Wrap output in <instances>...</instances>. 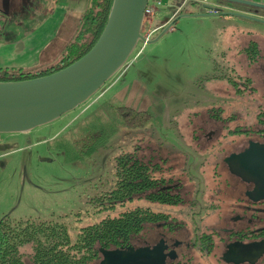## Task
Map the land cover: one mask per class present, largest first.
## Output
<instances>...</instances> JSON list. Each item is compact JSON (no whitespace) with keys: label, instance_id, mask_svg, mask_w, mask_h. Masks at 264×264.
I'll use <instances>...</instances> for the list:
<instances>
[{"label":"rangeland","instance_id":"374dc122","mask_svg":"<svg viewBox=\"0 0 264 264\" xmlns=\"http://www.w3.org/2000/svg\"><path fill=\"white\" fill-rule=\"evenodd\" d=\"M33 1L14 2L20 9L15 8L8 26L14 23L18 34L28 35L29 26L41 20L35 18V5L40 0ZM52 1L47 3L50 8ZM45 2H40L43 18L47 15ZM179 8L181 15L188 17L176 21L152 44L139 41L125 65L86 103L28 132L0 134V219L61 221L76 231L113 216L101 211L105 207L103 193L112 186L109 180L117 158L135 152L144 161L162 162L168 158L177 164L188 178H183L182 196L186 201L194 195L196 187L191 185L197 181L200 191L208 194L205 179L210 180L211 174L204 170L205 162L209 163L208 156L217 148L210 133L225 126L215 123L212 115L218 109L223 119L243 116L246 110L253 115L262 103L259 98L264 99V24L237 17L206 16L201 6L166 0L151 25L160 26ZM78 18H69L59 26L55 41L46 45L45 54L34 68L46 69L61 59L65 47L79 32ZM147 27L143 24L142 36ZM252 44L263 59L249 65L243 51ZM237 75L247 77L256 93L243 99L236 97L230 81ZM251 99L258 100L256 108L255 103L250 106ZM118 104L148 112L150 122L140 129L124 128L114 114ZM244 120L238 125L249 127V119ZM96 123L102 125L100 132L93 128L84 131ZM228 125L232 127L234 122ZM85 135L86 144L82 141ZM205 198L201 195L200 201L204 203ZM152 204L142 200L133 206L164 210ZM176 209L171 212L185 211ZM180 217L193 225L191 217ZM133 244L137 248L118 255L124 258L136 254L138 245ZM25 250L28 247L22 252ZM101 255L96 264H107L104 251ZM152 256L164 259L160 253Z\"/></svg>","mask_w":264,"mask_h":264},{"label":"flooded vegetation","instance_id":"af4514ba","mask_svg":"<svg viewBox=\"0 0 264 264\" xmlns=\"http://www.w3.org/2000/svg\"><path fill=\"white\" fill-rule=\"evenodd\" d=\"M14 2L16 0H0L1 27L9 23ZM246 50L248 48L243 55L249 65L263 59L258 48L255 59ZM248 80L237 75L230 81L236 97L243 99L256 93ZM259 99L264 103V99ZM251 101L250 106L255 103L256 108L258 100ZM259 105L261 103L253 115L246 110L243 116L223 119L219 115L220 109L212 115L215 123L225 126L210 133L217 148L208 156L209 163L205 162L207 169L204 170L211 174L210 180L205 179L207 195L200 191V181H197L191 185L196 187L194 195L186 201L182 190L183 181L188 178L183 176L182 169L168 158L162 162L147 161L167 167L168 178L152 190L154 199L151 202L164 210H152L156 221L146 224L130 244L105 250L107 264H132L137 259L142 264L141 258L149 259L144 264H264V111L258 108ZM244 119L251 123L249 127L241 128L238 122ZM231 122H234L233 129L228 125ZM175 165L177 169H174ZM186 182L190 184V181ZM201 195L207 197L204 203L200 201ZM175 208H185V211L174 214L171 211ZM188 210H191L190 214ZM179 214L191 217L193 225ZM135 242L138 245L136 254L124 258L118 255L137 248ZM154 253H160L164 261L152 260Z\"/></svg>","mask_w":264,"mask_h":264},{"label":"trees","instance_id":"16d2710c","mask_svg":"<svg viewBox=\"0 0 264 264\" xmlns=\"http://www.w3.org/2000/svg\"><path fill=\"white\" fill-rule=\"evenodd\" d=\"M112 2L113 0H89L86 12L79 19V32L65 47L58 62L46 69H0V83L41 78L58 72L83 57L102 33ZM146 25L149 26V23ZM246 52L251 53L255 59L257 46L252 44ZM252 91L255 92V89ZM114 107L115 117L124 128L140 129L150 122L151 114L148 112L136 111L123 104ZM258 108L264 111V103ZM90 128L100 132L102 125L96 123L84 131L88 132ZM87 138L85 135L82 139L84 144L87 143ZM167 178L165 164L144 161L136 152L121 155L116 160L109 180L112 186L107 187L103 193L105 207L101 211H108L113 216L108 215L100 222L76 231L61 221L0 219V264H96L101 257L100 251L127 246L146 224L156 221L149 206L134 207L133 203L142 200L153 202L152 190L164 184L163 180ZM25 247L28 250L22 252Z\"/></svg>","mask_w":264,"mask_h":264},{"label":"water","instance_id":"95a60500","mask_svg":"<svg viewBox=\"0 0 264 264\" xmlns=\"http://www.w3.org/2000/svg\"><path fill=\"white\" fill-rule=\"evenodd\" d=\"M147 1L113 0L98 40L83 57L66 68L29 81L0 83V134L28 132L83 105L125 65L139 41L152 44L176 21L188 17H174L155 40H145L141 30ZM223 1L264 9L237 0ZM206 16L237 17L264 24V19L233 11ZM146 261L149 259L141 258L142 264ZM137 263L139 259L132 264Z\"/></svg>","mask_w":264,"mask_h":264},{"label":"crops","instance_id":"0c3cea01","mask_svg":"<svg viewBox=\"0 0 264 264\" xmlns=\"http://www.w3.org/2000/svg\"><path fill=\"white\" fill-rule=\"evenodd\" d=\"M207 1L212 4H220L228 7V12H239L245 15L264 19V9L241 5L238 3H230L223 0ZM237 1L264 6V0ZM40 2L41 0L35 5V12L37 13L35 18L36 20H41L39 23H33L31 26H29L31 28L28 35H21L18 34L17 31H14V23H11L9 26L7 24L6 26L8 28L0 27V52H2L0 53V56L3 59L0 61V67L6 63V66L0 69H33L39 63V57L42 54H45L46 45H51L55 41L59 26L64 24L67 20H69V18L76 19L79 16L77 19L78 22L86 12V9L89 5V0H53L51 5L52 7L50 8L47 4L49 0H46V6L43 9L47 11V15L45 18H43V16H40ZM193 5L200 7L198 4L193 3ZM16 6V4L13 5V9L11 11L12 17ZM18 9H20V7L16 8V10ZM174 13H172V16L170 15L165 22L160 24V26L158 25L157 27L151 25L156 20L155 15L152 22L149 23V26L153 28L165 27L173 19ZM23 16L25 15L23 14ZM10 22L11 21H9V23ZM171 28H169V30ZM6 34L8 38L5 37ZM6 39H8V42Z\"/></svg>","mask_w":264,"mask_h":264},{"label":"built area","instance_id":"2783aa9c","mask_svg":"<svg viewBox=\"0 0 264 264\" xmlns=\"http://www.w3.org/2000/svg\"><path fill=\"white\" fill-rule=\"evenodd\" d=\"M165 2L166 0H148L145 11H144V23L143 24L152 22L155 15H157L160 9L164 7ZM188 3H192V4L194 3V4L200 5L201 7L204 8L205 13L209 15H214V14L221 13V12H228V7L224 5H220V4L218 5L212 4L208 2L207 0H182V6ZM180 10L181 8L175 11L173 18L176 17V15L180 13ZM160 30H162V27L153 28V27L148 26L147 32L145 36L143 37L145 38V40H150L151 36L159 32ZM143 44H146V43H143Z\"/></svg>","mask_w":264,"mask_h":264}]
</instances>
